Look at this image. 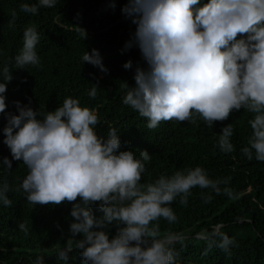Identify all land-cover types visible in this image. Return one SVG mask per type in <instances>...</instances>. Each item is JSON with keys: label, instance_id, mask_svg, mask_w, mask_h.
Instances as JSON below:
<instances>
[{"label": "clouds", "instance_id": "1", "mask_svg": "<svg viewBox=\"0 0 264 264\" xmlns=\"http://www.w3.org/2000/svg\"><path fill=\"white\" fill-rule=\"evenodd\" d=\"M58 0L24 3L20 11L35 15L40 8H53ZM114 7V4H113ZM122 12L136 25L125 50L139 48L146 68L137 67L135 87H129L123 104L135 110L154 130L161 122L196 123L199 118L207 128L229 119L241 109L252 114L248 121L252 134L248 146L241 149L249 160L264 162V0H128ZM9 27L15 26L17 13L11 12ZM77 33L87 39L85 29ZM40 42L37 28L28 26L23 46L14 57V67L39 68L36 46ZM83 63L105 74L108 69L96 49L85 52ZM123 67L132 68V61ZM0 114H6V92L13 80L12 70H0ZM98 87L88 95L95 99ZM18 115L7 113L4 140L12 160L22 161L28 174L19 188L0 185V202L11 207L9 191L25 194L29 204L60 206L72 204L71 238L58 248L57 258L67 261L73 249H79L84 264H176L178 253L173 245L183 236L162 234L159 221H178L171 205L179 199L187 205L193 188L221 193L220 185L231 177L210 179L206 170H177L171 176L160 175L143 183L146 163L151 155L140 151H121L115 128L107 137L97 133L100 119L95 110L82 107L78 99L66 97L54 111L41 112L29 105L13 102ZM233 126L227 125L219 135L218 147L227 154L235 150L231 143ZM12 160L2 165L12 169ZM223 194L234 198L225 187ZM205 203L211 195H203ZM98 206L97 218L92 207ZM111 226L116 233L110 238ZM28 235L25 223L19 225ZM81 235V239H75ZM234 240L223 235L216 246L230 254ZM212 244H209V248ZM34 264H44L37 256Z\"/></svg>", "mask_w": 264, "mask_h": 264}, {"label": "trees", "instance_id": "2", "mask_svg": "<svg viewBox=\"0 0 264 264\" xmlns=\"http://www.w3.org/2000/svg\"><path fill=\"white\" fill-rule=\"evenodd\" d=\"M24 3L31 5L37 0H0V70L7 65L13 75L5 94L6 114L18 115L14 101L21 105L31 101L29 106L34 110L47 112L71 97L78 99L82 107L96 111L99 135L106 138L110 129L117 130L121 151L132 150L137 158L143 150L151 155L143 183L197 166L213 180L231 177L229 184L220 185V194L196 187L191 190L187 205L177 199L171 207L178 221L168 224L161 219V233L184 237L173 245L178 253L176 264H264V162L255 159L254 150L251 160L241 151L248 146L252 134L248 123L252 114L241 109L228 120L215 122L212 129L197 118L196 123L161 122L150 130L146 118L122 102L127 92L123 84L135 87L136 68L147 67L138 47L125 50V43L136 30L122 12L128 0H58L55 7L40 8L35 15L20 11ZM12 10L17 18L10 28ZM33 25L40 34L36 51L41 66L15 69L14 57L23 46L24 30ZM76 26L86 30L87 39L77 33ZM92 49L99 51L107 74L83 63L82 56ZM129 60L132 68L126 70L123 65ZM93 85L98 87L95 99L88 95ZM6 114H0V185L7 183L15 189L26 178L28 169L22 161L12 160L9 148L3 144ZM229 124L233 126L230 139L235 150L225 154L220 151L218 140ZM4 158L12 160V169L2 165ZM225 187L233 191L234 198L223 194ZM202 194L211 195V201L205 203ZM7 195L11 207L0 202V264H34L37 256L44 257V264H84L79 249H73L67 261L57 258L58 248L71 238L72 204H29L22 190H12ZM91 210L97 218L103 215L98 206ZM21 223L28 227L27 236L19 228ZM107 231L111 238L116 228L111 226ZM223 235L234 240L230 254L216 246Z\"/></svg>", "mask_w": 264, "mask_h": 264}]
</instances>
